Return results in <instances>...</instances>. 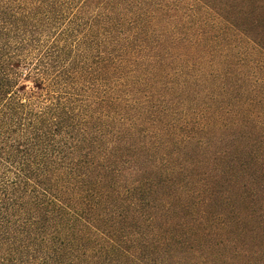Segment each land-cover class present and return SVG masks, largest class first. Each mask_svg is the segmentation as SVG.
I'll return each mask as SVG.
<instances>
[{
    "label": "trees",
    "instance_id": "16d2710c",
    "mask_svg": "<svg viewBox=\"0 0 264 264\" xmlns=\"http://www.w3.org/2000/svg\"><path fill=\"white\" fill-rule=\"evenodd\" d=\"M0 264H264V0H0Z\"/></svg>",
    "mask_w": 264,
    "mask_h": 264
}]
</instances>
